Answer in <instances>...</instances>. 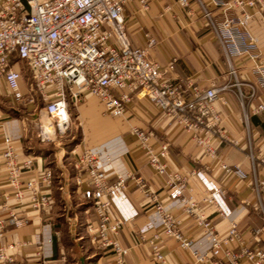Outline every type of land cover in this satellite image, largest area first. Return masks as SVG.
I'll list each match as a JSON object with an SVG mask.
<instances>
[{"label":"crops","instance_id":"0c3cea01","mask_svg":"<svg viewBox=\"0 0 264 264\" xmlns=\"http://www.w3.org/2000/svg\"><path fill=\"white\" fill-rule=\"evenodd\" d=\"M176 1L153 0L148 11L142 10L137 2L126 7L127 31L132 46L144 47L147 36L154 37L157 45L150 50L152 60L166 66L176 58L170 77L184 85L221 88L232 84L222 49L205 21L199 15H188L176 5ZM191 7L196 9L194 2ZM246 27L258 51L264 54V28L259 20L254 19ZM235 62L240 77L247 79L254 62L247 58ZM18 67L26 77L23 83H28L26 66L20 64ZM244 93L249 106L264 101L263 93H258L252 101L247 88ZM223 94L227 103L217 100L215 108L222 117V130L237 140L238 145L212 139L210 144L216 156L209 155L176 119L164 115L140 95L133 96L125 114L107 113L102 102L86 92L68 96L72 124L81 136L80 143L74 148L80 152L89 150L96 155L101 168L113 180H126L125 191L113 199L110 213L112 219L125 220L120 240L128 249L127 264H158L151 247L158 234L157 244L167 256V264L190 263V253L161 234L159 207L177 220L181 232L195 240L201 253L211 250L212 242L203 236L196 215L187 212L182 199L192 201L197 214L214 226L220 242L219 251L241 252L239 242L223 243L232 223L237 224L245 244L250 247L259 245L264 249V235L261 243L255 241L257 232L264 227V191L259 197L254 189L253 167L248 156L251 145L255 156L264 158V111L250 116L248 137L245 114L236 89L230 88ZM36 113L39 111L34 105L15 104L0 82V196L9 197L6 204L0 201V216L9 218L15 215L25 220L19 228L7 226L4 237L0 238V247H7L13 258L11 264H113L112 255L99 249L87 232V224L94 219V213L90 204L82 199L77 186L78 179L86 180L85 172L76 167L67 149L61 150L59 144L52 145L39 138L35 127L45 123V115ZM135 128L151 133L150 143L154 148L169 145L167 174L158 176L146 163L145 152L133 134ZM6 140L11 141L19 162L33 160L32 168L22 175L23 182L46 169L53 170V187L40 188L41 193L52 199L45 209L37 211L31 207V192L26 191L21 201L14 197L2 157ZM221 163L239 167L247 178L243 180L226 174ZM175 173L187 180L191 190L180 194L167 185L169 174ZM257 174L259 178L264 174V167L260 164L257 165ZM140 181L146 186L143 187ZM211 196L213 202L208 203L206 199ZM67 200L81 201L71 215L66 214ZM203 264L231 263L211 254L209 261ZM240 264L249 263L242 259Z\"/></svg>","mask_w":264,"mask_h":264},{"label":"built area","instance_id":"2783aa9c","mask_svg":"<svg viewBox=\"0 0 264 264\" xmlns=\"http://www.w3.org/2000/svg\"><path fill=\"white\" fill-rule=\"evenodd\" d=\"M153 0H0V82L8 97L24 106L34 105L40 114L50 119L48 127L54 137L67 135L72 128L68 96L75 97L86 92L98 98L107 113L125 114L134 95H140L151 102L161 113L176 119L177 123L193 134L194 140L216 156L210 142L218 139L230 145L238 141L230 138L221 128L222 117L215 108V102L227 99L223 94L235 88L245 114L250 137L249 119L264 111V101L256 106L246 104L244 88L250 92V101L264 94V54L247 30V24L258 19L264 28V0H177L176 5L188 15H199L207 29L220 45L228 67L232 84L218 88L200 87L191 83L184 85L174 79L176 58L161 66L150 56V50L157 40L148 35L144 47H134L128 36L125 10L137 2L148 11ZM194 2L196 9H192ZM249 59L254 62L247 79L240 77L236 60ZM24 64L29 72V82L24 84V74L18 67ZM41 124V140L53 141ZM139 146L145 152L146 163L158 176L167 174L169 145L154 148L150 143L151 133L135 128ZM70 155L76 167L86 174V180L78 179L82 199L90 204L94 219L87 224V232L93 243L109 252L113 264H127L128 249L120 240L125 225L122 218L112 219L110 209L114 198L123 194L125 179L113 180L100 164L99 158L89 150L72 149ZM253 167V185L258 196L264 191V174L259 178L257 165L264 167V158L255 156L252 146L248 154ZM7 181L14 189V197L21 201L26 191L33 194L30 205L37 211L48 207L50 196L41 193L40 188H52L54 172L46 169L34 178L23 182L22 175L30 170L33 160L19 162L18 154L10 140L5 141L2 151ZM226 174L245 180L247 174L239 167L221 163ZM141 182V181H140ZM167 185L182 194L189 190L187 180L180 174H169ZM142 186L146 185L141 182ZM191 190V189H190ZM7 195L0 201L7 203ZM213 202V197L206 199ZM181 203L190 215H196L203 236L212 242L211 250L201 253L194 239L185 236L176 219L162 207L161 234L168 236L174 244L190 253L187 264H203L210 255L227 259L231 264L245 260L249 264H264V249L259 245L245 244L236 223H232L224 244L239 242V254L221 252L220 242L214 226L207 218L197 214L196 205L185 199ZM263 216H264V210ZM25 220L11 215L0 216V238L7 226L19 228ZM264 227L255 236L256 243L262 242ZM159 234L151 242L152 256L158 264H167L168 258L158 247ZM156 242V243H155ZM12 256L5 246L0 247V264H11Z\"/></svg>","mask_w":264,"mask_h":264},{"label":"rangeland","instance_id":"374dc122","mask_svg":"<svg viewBox=\"0 0 264 264\" xmlns=\"http://www.w3.org/2000/svg\"><path fill=\"white\" fill-rule=\"evenodd\" d=\"M22 67H25V66H23V64H22ZM24 78L26 79L25 76H24ZM36 114H39V113H36ZM43 120H44L45 124L51 122L50 119L46 115L43 116ZM40 126H41V123L38 124V126L35 127L36 133L39 134V136H40V133H41ZM50 131H51V133L49 135L53 139V142H51V141L50 142L49 141H45V142H48L49 144H52V145L59 144L61 146L60 147L61 150L62 149H67L66 150L67 154L70 153L71 150L80 143L81 136L79 134L78 129H76L73 126V124H72L71 131L67 135H65V136H63L61 138L57 137V136L54 137V133L52 132V130H50ZM39 138H41V136ZM79 202H81V201H70V200H67L66 214L71 215L73 210H75V208L77 207L76 204L79 203Z\"/></svg>","mask_w":264,"mask_h":264},{"label":"bare ground","instance_id":"6f19581e","mask_svg":"<svg viewBox=\"0 0 264 264\" xmlns=\"http://www.w3.org/2000/svg\"><path fill=\"white\" fill-rule=\"evenodd\" d=\"M45 133H48V134H50L51 133V131H50V129H49V127H48V125L47 124H45Z\"/></svg>","mask_w":264,"mask_h":264}]
</instances>
